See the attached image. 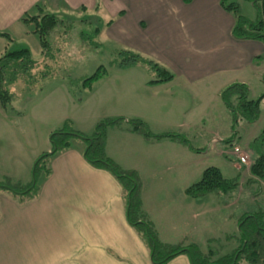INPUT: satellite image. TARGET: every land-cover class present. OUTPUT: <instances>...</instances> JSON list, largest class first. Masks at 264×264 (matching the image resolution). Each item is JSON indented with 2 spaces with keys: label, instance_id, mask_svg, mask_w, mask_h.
<instances>
[{
  "label": "crops",
  "instance_id": "0c3cea01",
  "mask_svg": "<svg viewBox=\"0 0 264 264\" xmlns=\"http://www.w3.org/2000/svg\"><path fill=\"white\" fill-rule=\"evenodd\" d=\"M102 1L114 8L116 20L112 18L105 28L109 37L173 75L167 82L151 83L156 80L153 79L145 83L151 99L146 95L144 100H138L135 106L141 107L133 115L127 113L133 112L127 103L116 119L123 118L125 123L140 120L151 126L153 134L178 135L192 146L191 130L203 117L202 113L191 111L193 102H201L209 91H214L215 101L226 88L237 83L249 87L250 97L254 84L264 90V44L233 36L235 16L221 7V0ZM102 1L0 0V21L6 22L13 16L17 19L20 7L24 6H29L24 13L40 6L56 15L61 9L94 11ZM135 67L138 65L130 68ZM148 111L152 117H148ZM153 120L161 123V131L152 128ZM121 126L107 132V156L122 170L134 171L139 176L142 211L160 242L184 244L179 202L185 209L189 198L194 203L199 200L187 193L195 184L191 162L195 148L174 138H145L131 131L128 123L127 127ZM115 133L119 135V144L110 140ZM228 138L231 139L217 134L213 140L217 143ZM74 142L47 159L48 172L39 177L38 194H0V264H154L146 238L128 220L122 183L110 171L86 160V144L78 146ZM128 158L137 162H128ZM216 195L226 208L225 198ZM208 206L203 211V228L210 233L212 226L216 228L211 216L219 211ZM238 232L237 226L234 235L228 237L236 240ZM212 236L208 240L210 245L221 240ZM166 264L192 261L187 254H181Z\"/></svg>",
  "mask_w": 264,
  "mask_h": 264
},
{
  "label": "rangeland",
  "instance_id": "374dc122",
  "mask_svg": "<svg viewBox=\"0 0 264 264\" xmlns=\"http://www.w3.org/2000/svg\"><path fill=\"white\" fill-rule=\"evenodd\" d=\"M236 1L240 4L242 15L252 20L256 18L257 12L251 3ZM28 8L29 6L20 7L17 19L13 16V19H7L6 22L0 21V34L8 35L0 36V57L6 52L28 49L38 66L33 69L30 78L6 84V89L12 97L10 101L3 102L0 99V183L21 186H29L32 183L36 161L44 152H51L52 132L69 123L73 130L91 137L100 122L121 116L118 113H121L127 103L129 109L133 110L127 113H137L141 107L140 104L135 106L137 101L144 100L146 95L149 96L148 100L152 97L145 91L144 84L158 78L157 74L144 64L135 68L119 67L117 62L122 57L120 51L128 49L114 42L106 33L107 30L105 31L112 18L115 19L114 8L107 2L102 1L94 11L85 8L71 12L64 9L58 11L56 15L62 22L49 37L53 49L51 54L46 55L38 35L34 33L35 23L24 22L23 18L28 14L34 16L51 12L43 8L39 13L38 9L30 8L24 13ZM95 31H100L98 36H94ZM84 35L88 42L83 40ZM99 68L105 70L104 75L87 88L85 80L92 77ZM262 91L264 90L254 84L250 98L258 99L264 93ZM213 93L214 91H209L208 96L205 94V99L193 102L190 107L191 111L202 113L203 116L195 123L189 138L196 151V155L191 159L195 169L194 182L198 183L205 170L214 167L221 170L225 179L236 181L238 187L228 195H222L226 208L221 204L224 201L213 193L205 198L195 199L198 200L195 203L189 198L185 209L181 208L180 201L178 213L184 231L181 238L184 244L181 245L196 244L204 254H208L211 249L215 254L214 258H220L238 247L237 241L228 237L234 235L238 226L237 220L245 213L264 211V182L251 181L249 167L253 155L248 149L249 144L264 128V103L259 122H240L234 133L231 132L232 121L229 112L221 97L212 100ZM186 109L188 110V107ZM142 110L146 108L142 106ZM148 112V117H152V112ZM155 121L151 122L152 128L156 132L161 131V123ZM145 124L151 130V126ZM121 127H127V123L124 122ZM217 134L231 137L233 140L230 142L228 138L215 143L213 139ZM201 135L209 137L202 139ZM113 139L119 144L117 133L110 135V140ZM74 143L82 146L84 141L75 139ZM236 148L246 157V165H242L232 155ZM228 154L231 157L227 156ZM164 156L162 155V161ZM130 161L137 162L128 158V162ZM46 163L48 164V160ZM0 194L21 195L2 189ZM208 201L211 203L207 204ZM191 202L194 206L192 209ZM208 205L215 206L219 211L211 216V221L216 228L221 229L220 231L212 226L211 232L208 233L203 228L206 217H203V211L209 208ZM212 235L221 240L208 244Z\"/></svg>",
  "mask_w": 264,
  "mask_h": 264
},
{
  "label": "trees",
  "instance_id": "16d2710c",
  "mask_svg": "<svg viewBox=\"0 0 264 264\" xmlns=\"http://www.w3.org/2000/svg\"><path fill=\"white\" fill-rule=\"evenodd\" d=\"M251 3L256 12L255 19H249L240 13V4L236 0H221V7L235 16L233 36L240 40H255L264 44V0H242ZM39 13L43 10L38 7ZM24 22L35 23V31L40 39L44 54H51L52 43L49 37L55 29L61 25V20L55 14H37L23 18ZM100 31H95L94 36ZM0 36H8L0 34ZM98 36V35H97ZM87 40L86 35L83 40ZM121 60L117 62L120 68H129L139 64H144L157 74L158 78L151 83L167 82L173 75L165 68L161 67L152 60H148L140 54L122 50L120 51ZM48 56V55H47ZM37 66L28 49H20L6 52L0 57V99L3 102L11 100V94L6 89L7 83H14L20 79L29 77L33 69ZM105 70L99 68L84 84L90 88L94 81L103 76ZM264 82V74L262 75ZM221 100L231 116L232 132L240 122L249 124L256 123L261 115L262 104L264 103V93L256 100L250 98V89L246 84H233L221 93ZM125 120L123 118L107 119L97 125L95 133L91 137L73 130L66 123L62 129L54 131L50 135L52 152L41 155L36 161L33 169V181L29 186L12 185L10 183L1 184L0 189L21 195H36L39 192L38 180L42 173H47V159L65 149H68L75 139H81L86 144L84 152L85 158L92 165L110 171L123 185L128 211L127 216L130 224L137 228L146 238L152 254L154 264H166L171 259L187 254L192 264H264V211L257 210L253 213H245L238 220L239 232L236 236L238 247L231 253L220 258H214L213 251L208 255H203L196 245H166L158 239L156 230L152 223L148 222L142 211L141 182L134 171L122 170L106 154V138L110 128L121 126ZM130 130L142 134L148 139L174 138L185 143L190 148L188 140L178 135L153 134L148 125L140 120L127 121ZM233 138L229 141L232 142ZM193 149V148H192ZM253 155L249 172L252 183L264 182V128L261 134L255 138L248 146ZM232 155L241 163L240 159ZM227 156H230L229 154ZM231 157V156H230ZM242 164V163H241ZM246 165V164H242ZM238 187L236 181L225 179L221 170L218 168H208L205 170L202 179L187 190L188 195L194 198H201L209 194L228 195L233 189ZM36 192L35 194H32ZM214 259V260H211Z\"/></svg>",
  "mask_w": 264,
  "mask_h": 264
},
{
  "label": "built area",
  "instance_id": "2783aa9c",
  "mask_svg": "<svg viewBox=\"0 0 264 264\" xmlns=\"http://www.w3.org/2000/svg\"><path fill=\"white\" fill-rule=\"evenodd\" d=\"M234 155H236L242 164H247V159L245 156H242V151L238 148L235 149Z\"/></svg>",
  "mask_w": 264,
  "mask_h": 264
}]
</instances>
